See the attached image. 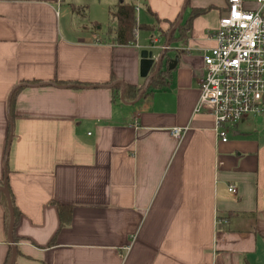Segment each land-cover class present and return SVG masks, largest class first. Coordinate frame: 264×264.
Masks as SVG:
<instances>
[{
  "label": "crops",
  "instance_id": "crops-1",
  "mask_svg": "<svg viewBox=\"0 0 264 264\" xmlns=\"http://www.w3.org/2000/svg\"><path fill=\"white\" fill-rule=\"evenodd\" d=\"M63 1L0 0V180L18 209L11 240L0 201V264H264V113L227 142L195 113L228 0H139L153 28L129 44L117 25L67 21ZM181 14L167 84L124 100L155 75L143 52L158 57Z\"/></svg>",
  "mask_w": 264,
  "mask_h": 264
},
{
  "label": "built area",
  "instance_id": "built-area-1",
  "mask_svg": "<svg viewBox=\"0 0 264 264\" xmlns=\"http://www.w3.org/2000/svg\"><path fill=\"white\" fill-rule=\"evenodd\" d=\"M130 1L139 13V0ZM247 4V0H228L213 31L216 45L203 54L204 74L195 113L213 114L221 142L228 141L230 125L250 114L264 113V0H255L254 7ZM186 130L173 127L171 134L182 139ZM229 191L237 193L238 188L230 184Z\"/></svg>",
  "mask_w": 264,
  "mask_h": 264
},
{
  "label": "trees",
  "instance_id": "trees-1",
  "mask_svg": "<svg viewBox=\"0 0 264 264\" xmlns=\"http://www.w3.org/2000/svg\"><path fill=\"white\" fill-rule=\"evenodd\" d=\"M84 8V7H83ZM113 15L117 19V42L120 44H129L131 42H134L136 40V31L139 28H153L152 25H140L137 22L136 19V11H135V3L130 1V0H119L118 4L116 7L112 10ZM205 12V9L203 8H194V10L191 13L190 19L188 21H192V19L199 14ZM177 20L171 25V28L166 31L164 34L166 36H169V32L173 28V26L176 24ZM188 24H181L179 25L180 30H187L185 29V26ZM184 32V31H183ZM186 32L180 37H175L174 33H172L170 40L173 39H180L185 37ZM167 84L166 82V75L165 71L161 68L149 81V83L146 86L136 88L133 86H127L123 92L124 94V100L131 99L134 100L140 95H144L147 92H152L156 88H160L162 86H165ZM19 87L15 89L12 95V103L14 101L15 95L18 91ZM7 175V173H6ZM6 186V189L4 188ZM7 192L10 195L11 201H12V206H13V214H14V224L17 223L18 221V209L15 204V200L13 197V194L9 188V182L7 179L4 178V180H0V201L5 207L6 210V221H7V226L9 227V224L11 222V211L9 207V202H8V196ZM65 208L63 206H60V211L63 213ZM16 241L17 239L14 238Z\"/></svg>",
  "mask_w": 264,
  "mask_h": 264
},
{
  "label": "rangeland",
  "instance_id": "rangeland-1",
  "mask_svg": "<svg viewBox=\"0 0 264 264\" xmlns=\"http://www.w3.org/2000/svg\"><path fill=\"white\" fill-rule=\"evenodd\" d=\"M118 2L119 0H64L62 2L63 15L64 18H67V21L73 17L74 19H78L80 22L89 27L100 25L103 28H105L107 25L114 27L117 25V19L113 15L112 10L115 8ZM142 14H145V11H143ZM144 32L145 31L142 30L141 33L143 34ZM234 127L235 126L232 125L229 126V134H232ZM263 127V125H258V130H262ZM251 129L253 130V127L249 128V130ZM253 135L254 132H250L249 137H252Z\"/></svg>",
  "mask_w": 264,
  "mask_h": 264
},
{
  "label": "water",
  "instance_id": "water-1",
  "mask_svg": "<svg viewBox=\"0 0 264 264\" xmlns=\"http://www.w3.org/2000/svg\"><path fill=\"white\" fill-rule=\"evenodd\" d=\"M181 20H182V14H181V17L179 18L177 24L172 28V30L170 32L171 34L180 25ZM170 38H171V35L168 37L167 44H166L165 48L163 49V51L159 54L158 57L154 56V51H155L156 46H154L151 50L143 52V57L144 58H148V59H146V62H149V63H152V64L154 63L156 65L155 74L162 68V65L165 62V58H166L168 49L170 47L169 46L170 45V41H171ZM177 62H178V57H175L174 59H170L169 67L172 68L174 66V64H176ZM4 188L6 189V186H4ZM7 196H8V202H9V207H10V211H11L10 239L12 240L11 237H12L13 228H14V214H13L12 201H11V198H10V195H9L8 192H7ZM14 260H15V257H13V259H12L10 264H14Z\"/></svg>",
  "mask_w": 264,
  "mask_h": 264
}]
</instances>
